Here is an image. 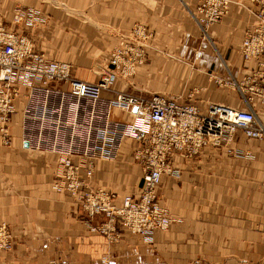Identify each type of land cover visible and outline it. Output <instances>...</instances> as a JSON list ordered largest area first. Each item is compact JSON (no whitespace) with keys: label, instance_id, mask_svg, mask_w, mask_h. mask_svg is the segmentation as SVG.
I'll return each mask as SVG.
<instances>
[{"label":"crops","instance_id":"obj_1","mask_svg":"<svg viewBox=\"0 0 264 264\" xmlns=\"http://www.w3.org/2000/svg\"><path fill=\"white\" fill-rule=\"evenodd\" d=\"M232 1L229 13L207 32L195 18L199 0H0V26L28 34L49 58L70 62L75 77L97 81L99 73L90 70L96 57H110L122 40L120 29L145 23L156 32L147 63L131 78L119 77L105 97L150 88L206 112L212 103L246 106L245 98L252 96L264 120V104L247 81L258 62L244 60L240 52L256 21L255 6L251 0ZM18 9H34L45 20L15 25ZM92 24L106 28L98 31ZM15 105L9 144L0 131V223L10 224L15 242L0 264H100L103 257L111 264H264V139L237 130L231 140L207 144L194 158L175 153L170 160L180 175L164 174L158 193L181 221L156 231L150 242L126 228L120 241L111 242L90 229L107 221L103 214L91 218L79 212L71 195L55 188L58 155L28 147L25 98ZM76 105L68 97L58 104L56 117L81 116ZM111 118L132 116L114 109ZM136 147L126 139L117 159L95 160L91 184L138 196L143 173L133 157ZM80 177L87 181L85 170Z\"/></svg>","mask_w":264,"mask_h":264},{"label":"built area","instance_id":"obj_2","mask_svg":"<svg viewBox=\"0 0 264 264\" xmlns=\"http://www.w3.org/2000/svg\"><path fill=\"white\" fill-rule=\"evenodd\" d=\"M232 0H199L196 20L207 30L219 24L229 13ZM256 21L240 46L246 61L256 60L258 69L248 75L249 90L264 104V0H251ZM34 9L17 10L14 24L34 26L44 22ZM122 39L110 54L108 64L101 68L99 79L90 81L72 74L73 65L49 58L37 51L31 37L0 26V131L5 143H10V127L16 113L15 102L25 98L22 127L24 140L33 150L58 155L55 188L67 191L77 203L79 212L91 218L103 214L107 221L90 226L94 232L111 242L122 238L126 228L152 240L156 231L166 230L174 221L162 204L158 186L162 176L180 175L170 160L179 152L185 158L196 157L207 144L231 140L237 130L251 139H264V120L251 105L252 96L245 98L246 106L212 103L206 112L195 104L181 103L176 97L162 94H131L119 92L105 97L120 76H133L137 66L146 58L144 39ZM68 97L82 108L81 116L73 120L56 117L58 104ZM114 109L131 114L128 121L113 120ZM137 143L134 159L140 164L143 183L138 196H119L115 191L94 187L91 180L95 160H115L123 142ZM85 170L87 181L80 174ZM15 235L8 222L0 223V257L13 250ZM45 264H67L50 260ZM100 264H111L103 257Z\"/></svg>","mask_w":264,"mask_h":264},{"label":"rangeland","instance_id":"obj_3","mask_svg":"<svg viewBox=\"0 0 264 264\" xmlns=\"http://www.w3.org/2000/svg\"><path fill=\"white\" fill-rule=\"evenodd\" d=\"M92 26L94 28H96L98 31L105 30V28H106L105 26L100 25V24H96V25L92 24ZM119 36L122 39H126V37H127L130 40L132 39L131 37L136 39L140 36V38L136 39V40H140V39L145 40L146 45L144 48H146V53L151 47H155L154 43L156 41V32L154 30H152V28L149 25L142 23V22H136V23L132 24L131 26H128L123 31L120 29L119 30ZM200 49L201 48H199V50ZM109 58L110 57H101V58L96 57V64L94 66H92L90 70L99 73L101 68H103L105 65L108 64ZM145 63H147L146 58H145V62L143 64H145ZM122 77H124V76H122ZM131 77L132 76H129L128 78H131ZM141 92L144 94H154V93L158 94L157 91H154L153 89H150V88L142 89Z\"/></svg>","mask_w":264,"mask_h":264}]
</instances>
